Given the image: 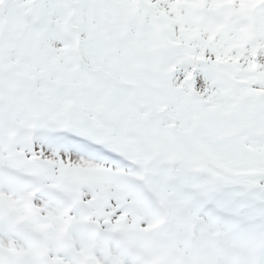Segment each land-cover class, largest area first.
<instances>
[{"label":"snow or ice","instance_id":"1","mask_svg":"<svg viewBox=\"0 0 264 264\" xmlns=\"http://www.w3.org/2000/svg\"><path fill=\"white\" fill-rule=\"evenodd\" d=\"M0 264H264V0H0Z\"/></svg>","mask_w":264,"mask_h":264}]
</instances>
